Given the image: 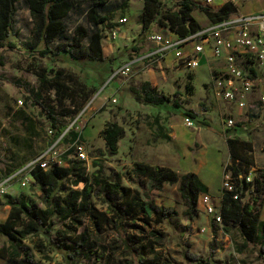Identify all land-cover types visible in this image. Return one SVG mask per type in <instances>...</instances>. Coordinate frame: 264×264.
Listing matches in <instances>:
<instances>
[{
	"label": "rangeland",
	"instance_id": "obj_1",
	"mask_svg": "<svg viewBox=\"0 0 264 264\" xmlns=\"http://www.w3.org/2000/svg\"><path fill=\"white\" fill-rule=\"evenodd\" d=\"M180 1L164 0V3L166 8H175ZM219 1L215 0L214 4L217 5ZM241 3L244 5L242 9L248 12L264 7V0L262 5L258 0H242ZM89 8L90 5L78 8L64 19L66 30L51 47L56 49L59 44L70 42L77 27L83 26L88 32L83 46L88 48L92 35L100 31L107 60H85L72 64L41 58L26 48L32 39L34 21L27 1L20 0L17 3L15 30L19 42L25 47L20 51H0V180L26 169V176L31 177L32 181L28 188H22L20 182L9 187V194L12 193L0 202V223L5 218L4 205L8 196L17 198L26 193L45 208L40 199L41 191L30 174L39 158L61 162V156L72 150L71 158L79 160V150L83 148L88 158V161H82L87 174L92 175L98 169L93 165L94 161L100 162L107 176L121 174L123 186L135 193L140 192L152 200L155 206L165 209L168 215L162 223H157L154 217L149 225L139 215L133 220L135 225L128 222L125 224L126 233L122 235L107 220H103L101 229L98 230L95 220L87 219L86 225L99 233L104 244L118 240L121 245V249L113 253L110 264H117L122 260L124 237L132 240L131 246L138 253L144 252L149 258L156 254L162 255L172 260L173 264H264V255L262 257L258 247L252 244L245 247V241L239 232L225 234L223 227L219 225L215 237L216 250L212 255V217L200 207L194 218L189 219L186 216L187 205L178 190L179 185H166L163 190L156 191L148 180L139 181L131 172L136 162L170 168L179 176L193 171L208 186V193L219 206L222 202L224 170L230 162L225 136L227 130L233 131L229 137L241 138L252 144L253 167L259 170L258 177L262 173L264 175V103L260 102L264 93L262 87L250 94L247 108L240 109L236 104L215 96L213 79L217 72L209 71L208 67L179 73L164 63L162 70L157 63L138 61L129 76L113 78L124 64L153 50V44L149 41L151 33H160L172 39L179 35L176 30L163 23L155 24L143 35V20L151 14L144 0H109L107 5L98 9L100 16L110 17L105 27H96L89 21ZM193 16L202 27L209 24L202 12L195 11ZM123 19H126L124 23L121 22ZM114 31H119L120 34L114 37ZM217 65L219 62L216 61L209 63V67ZM59 70L64 71L66 82L76 91L65 98L56 88L41 87L38 77L39 72L45 71L52 78ZM145 82L152 83L159 92L178 100L181 108L176 109L172 103L152 106L136 102L130 93V86L141 87ZM26 88L43 95L44 101L61 115L62 123L69 128L68 131L80 120L76 131L82 133V141L77 140L73 145L51 143V124L41 108L27 99L29 93ZM202 103L207 109L202 107ZM188 111L197 113L195 128H188L184 124ZM113 119L125 128L126 135L119 144L118 155L109 156L105 153V141L100 134ZM229 119L234 120L232 128L226 126ZM237 129L240 131L237 132ZM79 188L82 189L83 185ZM13 189L18 194L12 195L15 192ZM93 202L101 212L107 211V203L102 197L93 198ZM111 217L110 214L108 219ZM261 218L264 221V202ZM62 227V222L55 219V229ZM154 233H157L158 239L152 237ZM52 236L43 233L25 241L33 248L35 242L42 240L48 247L50 260L35 252V259L39 263L104 264L95 259L71 263L52 245V240H55V236ZM139 240L143 243H139ZM8 247V238L1 236L0 264H9L1 253L3 248ZM188 253L196 256L198 261L190 260L186 256Z\"/></svg>",
	"mask_w": 264,
	"mask_h": 264
},
{
	"label": "trees",
	"instance_id": "obj_2",
	"mask_svg": "<svg viewBox=\"0 0 264 264\" xmlns=\"http://www.w3.org/2000/svg\"><path fill=\"white\" fill-rule=\"evenodd\" d=\"M20 0H0V51H20L23 47L18 40L15 30V18L17 14V3ZM29 5L30 14L34 21V31L30 44L26 47L41 58H47L53 62H70L79 64L85 60H107L103 52L100 31L95 32L88 48L83 46V41L88 37V32L83 26L77 27L75 35L70 42L59 44L56 49L51 45L59 35L65 32L64 19L74 10L85 5H90L88 11L89 21L96 27H105L110 21L108 16H100L98 9L108 4L109 0H26ZM148 11L151 13L143 20V35L150 31L155 24H166L172 27L179 36L188 37L194 35L204 28L193 16L195 11L202 12L212 24H218L232 15L238 13V7L231 2L226 3L221 9H212L199 5L194 0H181L175 8H166L164 0H144ZM137 50V48H134ZM255 73V70L251 68ZM41 87H53L61 92L62 97H67L74 92L66 82V75L59 70L52 78L45 71L38 73ZM29 93L28 100L41 108L43 115L51 124V143L74 144L77 140L82 141V133L77 132L78 120L70 131L62 123L61 115L55 108L44 101L40 92L26 88ZM130 93L136 102L144 105L163 106L172 103L176 109L181 108V103L161 92L150 82H145L141 87L130 86ZM207 109L204 103L201 104ZM66 116L67 113H66ZM186 116L193 120L197 118L195 111H188ZM71 117V116H70ZM240 126H242L240 124ZM240 131L237 129V132ZM233 131L227 130L226 142L229 148L231 165L225 171L231 172L238 180L237 193L222 192L221 214L222 227L225 234L234 231L240 233L245 241V247L250 244L260 250L264 255V221L262 220L264 176L263 180L255 178L253 182L240 179L247 175L253 167V147L250 142L241 138L229 137ZM101 137L105 141V153L116 156L119 153V144L125 138V128L116 120L108 122L101 131ZM72 150L61 156L64 165L51 164L47 170L41 166L34 167L30 174L35 180V185L41 191L42 208L36 200L26 197L10 198L7 205L11 210L7 220L0 223V237L8 238L9 247L1 250L2 257L8 259L9 264H41L35 259V252L44 259L48 257V247L40 240L30 247L25 241L32 236L47 234L55 236L52 240L60 253L71 263L81 260L110 264L113 256L121 245L118 240L104 244L99 233L92 231L86 220H95L96 227L101 229L103 220L113 224L120 235L125 234V224L135 225L133 220L138 216L144 218V223L154 219L162 223L168 216L165 209L155 206L152 200L146 198L140 192H133L130 188L123 186V177L119 173L112 176L105 174L103 166L98 161L93 165L98 167L89 175L81 160L71 158ZM104 155L103 152H100ZM132 175L139 181L148 180L152 188L161 191L166 185H179V193L187 205L186 216L193 219L199 209V198L201 194L209 192L199 176L189 172L179 176L174 170L162 166H153L136 162L133 164ZM80 185L83 188L80 189ZM102 197L107 203V211L101 212L93 202V198ZM111 214V218L108 216ZM107 218V219H106ZM55 219L62 222L63 227L55 229ZM217 224L213 221L214 240L210 243V251L213 255L216 250ZM55 229V230H54ZM82 229V231H80ZM54 232V233H53ZM101 232V231H98ZM52 236V238H53ZM151 237V235H150ZM158 239L157 233L152 235ZM123 239V238H122ZM157 241V240H156ZM124 251L122 260L117 264H173L172 260L162 255H154L149 258L144 252L138 253L131 246L129 237L123 239ZM143 243L142 240L138 241ZM114 253V254H113ZM190 260H197L196 256L186 254ZM207 264H209L207 262Z\"/></svg>",
	"mask_w": 264,
	"mask_h": 264
},
{
	"label": "built area",
	"instance_id": "obj_3",
	"mask_svg": "<svg viewBox=\"0 0 264 264\" xmlns=\"http://www.w3.org/2000/svg\"><path fill=\"white\" fill-rule=\"evenodd\" d=\"M230 1L236 5L242 0ZM212 2L213 0H206V5ZM125 21L126 19L121 20L122 23ZM118 34H120L119 31L113 32L114 37ZM149 41L153 44V50L139 59H133L124 64L113 78L129 76L138 61L157 63L163 70L162 63L165 64L168 57L173 55L176 67L182 71H196L204 59L210 63L219 62V65L212 67V71L217 72L213 79L214 94L223 101L236 104L240 109L247 108L248 97L258 87L261 86L264 92V10L253 14L237 13L188 37L178 36L172 39L160 33H151ZM251 68L255 70V73L251 71ZM260 102L264 103V93L261 95ZM184 120L186 127L195 128L191 117L185 116ZM226 126L234 127V120L229 119ZM79 156V160L88 161L83 148H80ZM51 164L62 165L61 162H51L41 157L35 162L34 167L41 166L47 170ZM230 165L231 157L225 170ZM225 170L223 191L235 193L234 198L238 199L239 193H237L238 188L235 182L238 179ZM257 173L258 170L252 167L249 173L244 174L240 179H246L248 182H253L255 178L263 180L261 176H257ZM30 178L26 176V169H23L0 181V202L9 194L12 182H20L22 188H28L32 181ZM200 207L217 225L222 226L221 206L215 203L209 193L200 195Z\"/></svg>",
	"mask_w": 264,
	"mask_h": 264
},
{
	"label": "crops",
	"instance_id": "obj_4",
	"mask_svg": "<svg viewBox=\"0 0 264 264\" xmlns=\"http://www.w3.org/2000/svg\"><path fill=\"white\" fill-rule=\"evenodd\" d=\"M194 2H196L197 4H199V5H203V6H206V7H209L210 9H212L213 11H217V10H219V9H221L226 3H228V2H231L230 0H220L219 1V3L217 4V5H215L214 3H215V0H213V2L210 4V5H206V0H194ZM258 2H259V4L260 5H262L263 4V0H258ZM232 3V2H231ZM235 5V4H234ZM242 3L241 2H238L237 4H236V6L238 7V13H243V14H253V13H257V12H260V11H262V10H264V7L262 8V9H258V11H252V12H248V11H244L242 8H244V5H242ZM208 20V19H207ZM207 22H209V24L207 23V26L206 27H203L204 29H206V28H209L210 26H212L213 24L208 20ZM209 61L207 60V59H204L203 61H202V64H201V66L200 67H208L209 68V71H211L212 70V67H209ZM165 65L168 67V68H174V69H176V72H183L182 70H179L178 69V67H176V65H175V62H174V59H173V55H170L169 57H168V59H167V61H166V63H165ZM197 71V70H196ZM184 73V72H183ZM152 84V83H151ZM153 85V84H152ZM153 87H155V85H153ZM122 141V140H121ZM121 141H120V143H121ZM258 169V168H257ZM259 171V170H258ZM190 172H192V173H195V172H193V171H190ZM195 174H197L198 175V173H195ZM199 176V175H198ZM6 178H3L2 180H5ZM2 180H0V181H2ZM16 184V182H12L11 183V185H10V187H13L14 185ZM37 187V186H36ZM208 187V186H207ZM13 191H15L14 189H13ZM12 193V192H11ZM10 193V194H11ZM9 194V195H10ZM15 194H18V192L17 191H15V192H13V194L12 195H15ZM23 197H26V198H32V199H34L33 198V196H31V195H28V194H26L25 193V196H23ZM18 198V197H17ZM220 206H221V204H220ZM10 210H11V208H10V206L9 205H7V204H5L4 205V221L3 222H1V223H4L6 220H7V218H8V216H9V213H10Z\"/></svg>",
	"mask_w": 264,
	"mask_h": 264
}]
</instances>
